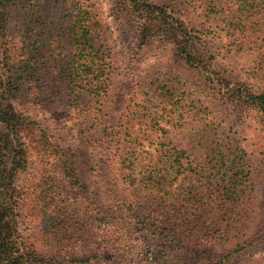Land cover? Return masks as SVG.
Wrapping results in <instances>:
<instances>
[{
  "label": "trees",
  "instance_id": "1",
  "mask_svg": "<svg viewBox=\"0 0 264 264\" xmlns=\"http://www.w3.org/2000/svg\"><path fill=\"white\" fill-rule=\"evenodd\" d=\"M108 1L144 41L172 51L137 76L135 110L117 122L102 5L0 0V264H99L102 239L111 247L104 264H235L264 242L249 154L228 122L171 73L181 66L218 98L230 94L264 117V0ZM216 39L223 56L248 57L254 83L215 68ZM160 66L171 73L159 74ZM34 114L72 119L82 147L116 170L122 197L93 198L84 173L90 158L57 143ZM168 127L193 134L202 163L168 138ZM27 203L41 218L45 249L21 235ZM214 240L224 249L208 258L202 248Z\"/></svg>",
  "mask_w": 264,
  "mask_h": 264
},
{
  "label": "rangeland",
  "instance_id": "2",
  "mask_svg": "<svg viewBox=\"0 0 264 264\" xmlns=\"http://www.w3.org/2000/svg\"><path fill=\"white\" fill-rule=\"evenodd\" d=\"M95 1L102 5L103 17L109 25L110 44L114 52L112 122H117L121 115L135 110L138 99L135 94L137 76L142 75L149 64L167 62L169 55H172V51L164 42L144 41L140 27L134 22L129 23L120 19L108 0ZM211 44L218 48L216 52V69L225 71L234 79L254 83V80L247 75L248 69L246 67L251 63L248 57L245 55L238 57L233 55L223 56V53H226L223 44L217 39ZM156 72L159 74L171 73L164 66H160V69ZM171 74L174 77L186 79L191 89L198 93L210 109L215 112V115L228 122L226 123L228 129H233L235 133L242 137L243 146L249 154L252 165L250 187L254 206L257 216L260 217L259 221H264V117L256 109L244 110V107H240L241 104L234 103L229 98L230 94L226 95L225 98H218L217 93L207 88L199 76L188 73L181 66L176 65ZM260 84L264 86V81H260ZM34 115L35 119L46 128L57 143L64 147L73 148L79 154H84L90 158L91 168L84 170V173L89 192L93 198H103L110 202L115 198L120 199L122 197L123 184L118 181L116 170L106 157L95 155L89 149L82 147L78 131L72 119L65 116L51 118L49 115L45 116L44 114ZM141 126L144 128L147 125L142 122ZM168 129V138L178 147L185 149L199 163H202L203 157L193 134L186 128L168 127ZM85 162L88 163L87 159L81 161V163ZM30 208L31 206L27 203L25 218L22 220L21 225V235L29 247L45 249L41 242V218L38 214H32ZM223 247L221 241L214 240L208 245V248L204 246L202 251L207 254L208 258L210 256L215 257V253L219 249L223 250ZM99 250V254H97L94 261L104 264L107 255H111V247L102 239ZM210 263L213 264V262ZM251 263L264 264V242L256 247L248 246L243 253L242 260L237 261L235 264Z\"/></svg>",
  "mask_w": 264,
  "mask_h": 264
}]
</instances>
